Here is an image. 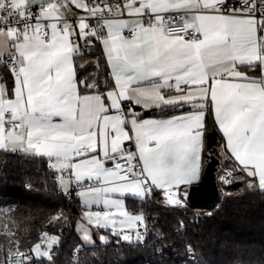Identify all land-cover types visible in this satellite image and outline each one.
I'll use <instances>...</instances> for the list:
<instances>
[{
    "label": "snow or ice",
    "instance_id": "1",
    "mask_svg": "<svg viewBox=\"0 0 264 264\" xmlns=\"http://www.w3.org/2000/svg\"><path fill=\"white\" fill-rule=\"evenodd\" d=\"M93 46L106 69L96 76L89 71L99 62L85 63ZM4 59L0 150L47 158L61 190L78 189L88 225L131 241L125 229L145 220L123 197L160 191L182 206L180 186L212 160L208 115L232 162L228 175L238 169L264 190V0H0ZM100 108L110 120L103 137L93 124ZM81 238L96 244L89 229ZM58 243L45 233L35 260L17 246L8 264L51 260Z\"/></svg>",
    "mask_w": 264,
    "mask_h": 264
},
{
    "label": "trees",
    "instance_id": "2",
    "mask_svg": "<svg viewBox=\"0 0 264 264\" xmlns=\"http://www.w3.org/2000/svg\"><path fill=\"white\" fill-rule=\"evenodd\" d=\"M85 55L89 57L85 63L99 62L97 69L90 67L91 76L106 70L94 46ZM0 69L1 79L7 80L9 69ZM209 133L214 135L213 156L219 159V196L214 202L168 207L159 203L160 191L147 201L127 198L129 211L143 214L149 223L148 236L134 241L113 236L107 244L96 242L95 246L85 245L75 231L82 207L73 194L67 199L47 159L0 150V209H11L0 212V245L31 251L40 231L56 236L61 230L62 247L55 264H180L189 247L197 259L194 264H264V190L253 181L250 187V178L238 169L233 170L232 184L225 186L218 180L222 170L232 169V162L211 115L207 116ZM58 211L62 215L54 219ZM39 264L52 263L43 258Z\"/></svg>",
    "mask_w": 264,
    "mask_h": 264
},
{
    "label": "built area",
    "instance_id": "3",
    "mask_svg": "<svg viewBox=\"0 0 264 264\" xmlns=\"http://www.w3.org/2000/svg\"><path fill=\"white\" fill-rule=\"evenodd\" d=\"M237 3H239V0H236ZM93 24H95V21H93ZM172 35H184L183 32H174L172 33ZM7 63V60L4 59L3 63H0V67H5L4 64ZM228 169H224L219 173L218 176V180H220L225 186L226 185H230L233 183V178L232 175L229 176L228 175ZM56 175V174H55ZM57 177V175L55 176ZM225 177H227V179H225ZM189 189L190 188H184V187H180L179 191H178V196L182 199L183 203L182 206H172L169 205L167 203V200L164 198V194L162 192H160L161 198L159 203L161 205L164 206H168V207H177V208H182L185 207L187 205V203L189 202L188 200V193H189ZM78 191V189H76L74 186L71 188V190L69 191V194H65V196L67 197V199L71 196V194H73L74 196H76V192ZM151 198V196L146 197L145 199H143L142 201H147ZM58 214H61L60 211L56 212L55 215L57 216ZM206 216L210 215L209 212H205L204 213ZM145 220V219H144ZM154 223V222H153ZM137 229L139 230V232L143 235V238H146L148 236L149 233V229H150V225L147 222V220H145L144 225H139L137 227ZM59 234L62 232L61 230H59ZM47 233L49 236H54L53 234H50L48 230H42L38 233V241L37 243H39L41 241V238L44 236V234ZM56 235L57 237H59V243L58 244H54L51 250V260L50 263L55 264V256L59 253V251L61 250L62 247V238L60 237V235ZM44 247H46V245H44ZM17 248V246H12V247H4L2 245H0V262H3V264H8L9 262V250L15 251ZM19 250L25 253H28L30 255H32L33 260L36 259L35 254L32 253L31 251L27 250V249H22L19 247ZM75 257L77 256V254L75 253L74 255ZM186 260L183 261L180 264H194L197 262L196 256L194 254V252L191 250L189 251V249L186 250V254H185ZM12 259H15V257H12ZM49 260V259H48ZM41 262V261H40ZM27 264V262H26Z\"/></svg>",
    "mask_w": 264,
    "mask_h": 264
},
{
    "label": "water",
    "instance_id": "4",
    "mask_svg": "<svg viewBox=\"0 0 264 264\" xmlns=\"http://www.w3.org/2000/svg\"><path fill=\"white\" fill-rule=\"evenodd\" d=\"M209 140L211 141V148L213 151V133L207 134L206 152ZM218 165L219 159L215 156H212V160H209L204 168L200 182L189 189L188 200L191 204L205 206L214 202L218 198L219 190L216 179V170ZM81 248L82 245H80L77 249L80 250Z\"/></svg>",
    "mask_w": 264,
    "mask_h": 264
},
{
    "label": "crops",
    "instance_id": "5",
    "mask_svg": "<svg viewBox=\"0 0 264 264\" xmlns=\"http://www.w3.org/2000/svg\"><path fill=\"white\" fill-rule=\"evenodd\" d=\"M20 2H21V0H14V3L19 4ZM30 2H33V3L39 4V3L41 2V0H30ZM74 11H79V10H75V9H74ZM74 18H75V17H73V16H71V15L68 16V19H69V20H72V19H74ZM173 36H177V35H173ZM5 57H6V54H5ZM0 80H2V79H1V69H0ZM93 102L96 103L97 105H99V99H98V98H95V99L93 100ZM138 110H140V109H138ZM102 111H103V109L100 108V109H99V112L97 113V116H96L95 120L93 121V124H95V121H96V120H99V121H100V123H101V135H102V137H103L104 129L108 126V124L110 123V120H109L108 118H103V119H101L100 112H102ZM153 111L155 112V118H161V116L159 115V111H156V110H153ZM18 131H19V130H18ZM206 138H207V134H206V136H205V152H206ZM223 146H224V141H223ZM224 150H225V149H224ZM18 152H22V151H18ZM45 159H47V158H45ZM47 161H48V160H47ZM208 161H209V160H207V158L205 157V158H204V161H203V167H202V170H201V173H200V179H199L198 181L193 182L191 185H181L180 187L189 188L190 186H193V185L198 184V183L200 182L201 178H202L204 168H205V166H206V164H207ZM48 163H49V162H48ZM55 174L57 175V173H55ZM253 183H254V185L258 186V182L253 181ZM59 187H60V185H59ZM258 187H259V186H258ZM60 189H61V188H60ZM70 190H71V188L69 189V191H70ZM76 197L78 198V201H79V203H80V205H81V207H82V211H81L80 216H79V218H78V220H81V219H84V211H85V207H84V203H83V201H82L77 195H76ZM127 198H134V197H132V196H126V197H123V198H122V199L124 200V206H125L126 210H127L129 213H131V212L129 211V208L127 207V204H126V199H127ZM135 199H139V198H135ZM93 210H96L95 205H93ZM131 214H132V213H131ZM133 215H136V214H133ZM142 215H143V214H142ZM78 220H77V221H78ZM77 221L75 222V226H76ZM117 227H118V229H119V224L117 225ZM91 228H93V227L91 226ZM125 231H126V232H131L132 229H127V228H126ZM109 232H110V229L107 230V231H103L102 229H100V234L108 235ZM94 239H96V236H94Z\"/></svg>",
    "mask_w": 264,
    "mask_h": 264
},
{
    "label": "rangeland",
    "instance_id": "6",
    "mask_svg": "<svg viewBox=\"0 0 264 264\" xmlns=\"http://www.w3.org/2000/svg\"><path fill=\"white\" fill-rule=\"evenodd\" d=\"M229 170V169H228ZM83 229H89L90 230V232H91V234H92V236H93V239H94V236H96V239H94L96 242H100V240H99V235H98V233L100 234V229H97V228H95V227H93V228H91V226L90 225H88L87 224V222L84 220V219H81V220H78L77 221V223H76V226H75V231L77 232V234H78V236H79V238H80V240L84 243V241L82 240V238H81V236H82V230ZM103 231H107V230H104V229H102ZM136 231H139L137 228L136 229H132V231L131 232H128L131 236H132V240L131 241H134V240H138L137 238H136V235H135V233H136ZM105 236H108V238H109V242L111 241V237H113L112 235H111V230H110V234H108V235H105ZM122 240V239H121ZM143 240V239H142ZM124 241V240H123ZM85 244V243H84ZM85 245H87V244H85ZM35 254V253H34Z\"/></svg>",
    "mask_w": 264,
    "mask_h": 264
}]
</instances>
